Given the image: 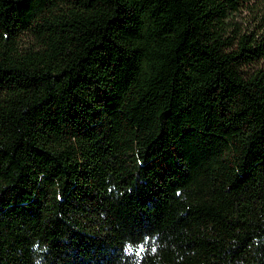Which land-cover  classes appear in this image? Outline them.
I'll return each mask as SVG.
<instances>
[{
  "label": "trees",
  "instance_id": "1",
  "mask_svg": "<svg viewBox=\"0 0 264 264\" xmlns=\"http://www.w3.org/2000/svg\"><path fill=\"white\" fill-rule=\"evenodd\" d=\"M0 264H264V0H0Z\"/></svg>",
  "mask_w": 264,
  "mask_h": 264
}]
</instances>
